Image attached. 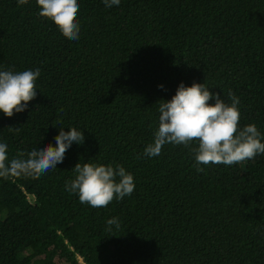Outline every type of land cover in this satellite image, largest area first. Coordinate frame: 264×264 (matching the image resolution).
Returning <instances> with one entry per match:
<instances>
[{
    "label": "trees",
    "instance_id": "1",
    "mask_svg": "<svg viewBox=\"0 0 264 264\" xmlns=\"http://www.w3.org/2000/svg\"><path fill=\"white\" fill-rule=\"evenodd\" d=\"M39 12L0 0V71L40 69L28 108L0 111V142L11 159L61 127L85 141L39 178L0 177V264H264V154L197 165L193 141L144 155L181 82L234 94L264 142V0H79L78 39ZM79 162L122 165L134 191L81 203L66 189Z\"/></svg>",
    "mask_w": 264,
    "mask_h": 264
},
{
    "label": "clouds",
    "instance_id": "2",
    "mask_svg": "<svg viewBox=\"0 0 264 264\" xmlns=\"http://www.w3.org/2000/svg\"><path fill=\"white\" fill-rule=\"evenodd\" d=\"M103 2L109 8L120 4V0ZM26 3L28 0H18L20 5ZM37 4L39 15L52 20L65 37L79 38V0H37ZM39 76V68L21 72L0 71V111L8 117L25 111L28 102L37 95L35 82ZM160 87L163 88V85ZM229 96L232 101L230 104L225 103L219 93L210 91L204 83L193 82L186 86L181 82L170 100L158 101V129L153 142L144 149V155L158 156L166 143L189 147L193 141L197 142L194 149L197 165H233L254 159L257 154H264V142L257 126L254 123L243 128L239 126V99L231 93ZM211 100L215 102L210 103ZM70 128V131H64L61 127L55 137V145L49 143L38 150L19 153L11 159L8 145L0 142V177L8 179L28 175L36 179L56 168L58 163L63 162L66 151L74 142L83 144L85 141L83 131ZM203 170L197 167L198 172ZM73 171L76 176L66 183V189L78 193L81 203L94 208L107 207L114 198L122 200L135 189L133 175L122 165L79 162ZM107 223L115 225L117 229L120 227L116 218L109 219Z\"/></svg>",
    "mask_w": 264,
    "mask_h": 264
}]
</instances>
